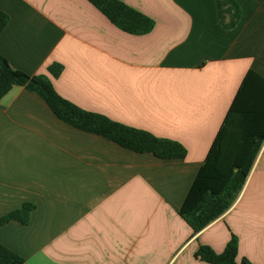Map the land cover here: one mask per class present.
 <instances>
[{
    "label": "crops",
    "instance_id": "obj_1",
    "mask_svg": "<svg viewBox=\"0 0 264 264\" xmlns=\"http://www.w3.org/2000/svg\"><path fill=\"white\" fill-rule=\"evenodd\" d=\"M122 1L153 20L150 34H126L87 0H0V54L81 110L177 142L186 157L78 131L13 87L0 101V218L35 209L0 227V243L27 264H208L198 249L220 254L234 236L238 262L264 264V142L224 215L195 234L179 214L246 74L264 78V0H235L242 18L230 31L219 0Z\"/></svg>",
    "mask_w": 264,
    "mask_h": 264
},
{
    "label": "trees",
    "instance_id": "obj_2",
    "mask_svg": "<svg viewBox=\"0 0 264 264\" xmlns=\"http://www.w3.org/2000/svg\"><path fill=\"white\" fill-rule=\"evenodd\" d=\"M118 29L133 36L150 34L155 23L148 16L127 6L122 0H87ZM235 0H219L221 26L230 31L241 21ZM8 15L0 13V36L8 23ZM229 17V22L227 18ZM49 73L59 77L62 68L49 67ZM33 92L49 105L55 117L89 134L98 135L123 149L152 154L160 160L183 159L185 147L151 133L111 121L97 113L81 110L60 97L47 76H30L14 69L0 54V101L13 88ZM264 142V78L248 71L222 126L215 137L196 180L182 204L179 214L195 234L218 220L235 204L246 183ZM35 207L29 203L0 218V227L17 221L27 224ZM239 242L232 236L225 250L217 254L202 245L195 257L208 264H253L247 259L237 261ZM0 264H27L26 260L0 243Z\"/></svg>",
    "mask_w": 264,
    "mask_h": 264
}]
</instances>
